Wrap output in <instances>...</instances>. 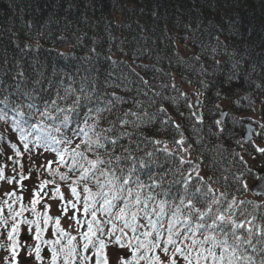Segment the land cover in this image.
<instances>
[{"label": "trees", "instance_id": "obj_1", "mask_svg": "<svg viewBox=\"0 0 264 264\" xmlns=\"http://www.w3.org/2000/svg\"><path fill=\"white\" fill-rule=\"evenodd\" d=\"M183 86L194 92L185 93ZM194 95L202 97L199 109L194 108ZM77 97L79 103L74 105ZM17 104L33 105L32 122L43 119L52 129L59 127L60 132L52 134L72 143L54 144L45 150L29 137L30 151H25L12 121L16 115L12 108ZM226 106L230 113L221 126L216 121ZM97 109H111L102 112L97 133L125 112L137 114L127 117L131 121L128 125L121 127L117 121L115 130L106 133L118 141L114 150L108 145L106 150L87 153L92 160L97 156L105 161L112 159L110 165L101 164L99 168L116 169L117 175L122 174L120 170L124 175L132 172L131 179L145 185L163 177L153 193L166 190L167 199L178 198L183 186L172 181L182 180L181 173L186 174L191 167L185 164L176 171L178 158L183 155L186 160V153L174 143L182 134L183 147L195 154L201 164L199 171L201 167L205 171V182L217 195L224 193L227 200L234 197L237 202L260 205L254 215L256 223L264 225L263 200L248 197V183L257 179L252 162L263 163L264 155L255 151L253 142L242 138L245 123L250 121L243 115L258 110L256 141L264 142V0H0V113H7L6 119L0 120V167L5 177L0 180V220H7L6 225L0 223V242L8 253L7 264L12 260L6 235L15 221L4 201L13 211H19L21 205L26 209L17 221H34L31 202L33 193L39 192L36 211L41 213V227L45 205H49L47 212L53 217L43 239H56L54 219L63 215L62 202L51 198L54 184L43 190L38 186L42 180H55L64 200L74 199L68 185L77 179L79 171L70 172L66 164H58L59 157L51 149L62 151L67 147L70 153L83 139L72 130L82 127L87 117H94ZM23 110L29 111L27 107ZM45 110L53 119L39 116ZM65 115L69 120L61 123ZM88 123L93 120L89 118ZM175 125H179V131ZM121 131L126 135H119ZM12 144L21 156L15 155ZM165 145L174 149L168 150L173 155L161 150ZM84 148L81 144L80 150ZM148 152L153 156H147ZM116 156L121 159L116 161ZM17 160L20 164L14 163ZM49 161L53 170L67 173L69 179L62 181L59 175H49ZM65 161L71 163L70 154H65ZM22 175L27 179L21 180ZM8 178L13 183L9 184ZM86 182L97 190L92 180ZM84 183L77 186L81 196ZM196 184L194 177L190 190ZM148 191L145 188L143 194ZM157 199L165 197L158 195ZM222 204L226 206L223 199ZM78 207H82V201ZM241 207L253 211L251 205ZM72 214L69 208L66 216ZM70 223V230L62 223L61 227L76 235L75 222ZM35 227L34 223L20 224L19 236L30 238L23 252L38 264H50L51 252L46 244H40L44 259L35 258ZM94 261L93 256L92 264Z\"/></svg>", "mask_w": 264, "mask_h": 264}, {"label": "snow or ice", "instance_id": "obj_2", "mask_svg": "<svg viewBox=\"0 0 264 264\" xmlns=\"http://www.w3.org/2000/svg\"><path fill=\"white\" fill-rule=\"evenodd\" d=\"M23 75V73H21ZM5 97L4 102H7ZM77 97L74 105L79 103ZM55 101L52 104L55 105ZM29 110L26 113L23 108ZM33 105L17 104L12 108L16 114L13 118L14 130L19 133V139L23 144L25 151L29 149V137L37 147H44L48 150L54 144H71L68 138L57 139L53 131L60 132V128L52 129L49 125L43 123V119L32 122L30 117ZM111 109H97L94 117H87L83 121V126H77L73 129V134L82 136L81 143L75 145L69 153V148L65 147L62 151L52 148L59 157L58 164L67 165L69 171L78 170L79 176L69 184L73 200H64V194L60 190V185L55 180H42L39 189L43 190L47 185L54 184L52 189V199L59 198L62 202V214L67 215L69 208L73 214L68 219L75 222L76 235L67 232L61 227V218L54 219L53 235L56 239H43V233L47 231L48 224L53 217L48 215L49 205H45L43 213V225L41 227V213L36 211V205L39 203V192L33 193L31 202V211L36 216V220L17 221L16 218L23 215V205L19 211H13L12 205L7 200L4 204L8 206L9 213L13 221L11 231L7 232L6 239L10 241L7 250L11 253L12 264H15L20 245L19 232L20 224H35V235L33 239L38 243L34 248L35 258L41 261L44 257L41 255L40 244L49 246L51 252L50 264H264V225L256 223L254 212L261 207L252 201H239L233 197L227 200L224 193L216 194V191L210 184L205 182L200 175L199 165H193L191 160H185L183 155L178 158L180 171L185 164L191 165L187 173H181L182 180H175L172 183L182 184L183 192L178 198L167 199L168 192L153 193L152 189L163 183V177L160 181H153L152 185H145L139 179H131L132 172L127 175H117V170L113 168H99L101 164H111L112 159L105 161L97 156L96 160L89 159L88 152L94 149H107L108 145L113 147L117 144V139L106 135L115 130V124L121 127L131 123L127 117L136 116V113L125 112L123 117H118L117 121H109V127L102 129L101 132L95 131L103 111ZM58 112H64V109H57ZM163 111V109H161ZM91 112V109L89 110ZM193 115H196L193 113ZM41 118L53 119L47 110L39 112ZM7 113H0V120H5ZM91 118L93 123L89 124ZM202 122V118H198ZM69 117L65 115L61 123H65ZM217 124L220 121H216ZM179 131V125H175ZM264 128V124L261 125ZM119 135H126L123 131ZM107 141V143H105ZM160 144V141H153ZM179 146L182 153H187L184 148V139L174 141ZM81 144L85 145L84 150H80ZM11 147L16 156H21V152L15 144ZM189 147H191L189 145ZM255 151L264 155V147L254 146ZM168 155H173L168 151L167 145L161 149ZM124 151H128L124 149ZM71 155V163L65 161V154ZM152 157L153 153H146ZM126 158H131L126 157ZM11 160L12 157H9ZM120 156L115 160L119 161ZM240 160L244 162L243 157ZM20 164V161H14ZM52 161L48 162L46 170L49 175H59L60 180L67 181V173H61L53 170ZM144 164L143 161L140 162ZM246 163V162H244ZM87 164V166H85ZM23 167V165H21ZM134 171V169H133ZM251 171V170H250ZM98 173V174H97ZM197 184L194 190L192 187L193 179ZM5 179L4 170L0 167V180ZM27 179L21 176V180ZM264 179V178H262ZM92 180L97 190L93 191L86 181ZM84 181L83 193L78 191V184ZM9 184L13 183L12 178H8ZM19 183V181H17ZM134 185V187L132 186ZM244 188L247 189L245 183ZM145 188L149 191L147 195L143 194ZM14 196L15 193H7ZM45 195H47L45 193ZM158 195H163L165 199H157ZM17 199H22L17 197ZM222 199L226 201L222 204ZM82 201V207L78 204ZM251 205L252 212L241 205ZM83 218H79L77 214ZM3 214V208L0 207V216ZM0 223L7 224V220H0ZM0 247H4L0 244ZM111 247V253L108 249ZM92 252L91 255L88 253ZM32 255V252H29ZM8 257H5L7 260Z\"/></svg>", "mask_w": 264, "mask_h": 264}, {"label": "rangeland", "instance_id": "obj_3", "mask_svg": "<svg viewBox=\"0 0 264 264\" xmlns=\"http://www.w3.org/2000/svg\"><path fill=\"white\" fill-rule=\"evenodd\" d=\"M183 90H184L186 93H188V92H194V89L191 88V87H188V86H183ZM194 97H195V98H192L193 103H195L197 99L200 100V97H199L198 95H194ZM197 107H199V103H198V106H197ZM226 108H227V106H226ZM226 108H225V109H226ZM257 112H258V111L256 110V111H255L254 113H252V114H245V115H243L244 118L250 119V123H252L253 125H255V126L258 127V129L256 130V132L254 133V136H256V134L259 132V125H258V122H260V120H259V116H258ZM253 143H254L255 146H257V147H264V142H263V143H258V142L254 139ZM167 148H168L169 151H173V148H171L170 146H167ZM184 148H185V147H184ZM186 149H188V148H186ZM186 160H191L192 162H196L198 165L201 166V164H200V162H198V159L196 158L195 154H194L192 151H190L189 149H188V152L186 153ZM252 166H253L254 168H261V163H260V162H254V161H253V162H252ZM199 172H200V175L203 176V177L205 178V171H204L203 167H201V169H200ZM248 184H250V183H248ZM249 196H250V194H249ZM65 217H66V218H65ZM61 222H62L63 226H65L66 228H69V227H70V224H71V223H70V219H68L67 216H63L62 219H61ZM24 248H25V246H22V247H21V251H23ZM4 256H5V257H8L6 253H4ZM4 256H3V260L1 261L2 263H0V264H7V263H8L9 258H8L7 260H5V257H4Z\"/></svg>", "mask_w": 264, "mask_h": 264}, {"label": "water", "instance_id": "obj_4", "mask_svg": "<svg viewBox=\"0 0 264 264\" xmlns=\"http://www.w3.org/2000/svg\"><path fill=\"white\" fill-rule=\"evenodd\" d=\"M197 105V104H196ZM228 112L225 111L222 113L221 118H220V122L223 124L225 122V118L227 117ZM256 127L252 126L251 124H247L246 125V131L243 134V138L245 141H251L253 139V132L255 131ZM257 173V181L255 182V184L252 186L251 188V192L252 195L255 197H261L264 199V164H262V168L261 169H257L256 170ZM20 241H26L28 240L27 236H21ZM2 251V247H0V254ZM19 262L20 264H27L30 263V260L28 258L25 257H19Z\"/></svg>", "mask_w": 264, "mask_h": 264}, {"label": "bare ground", "instance_id": "obj_5", "mask_svg": "<svg viewBox=\"0 0 264 264\" xmlns=\"http://www.w3.org/2000/svg\"><path fill=\"white\" fill-rule=\"evenodd\" d=\"M179 82V81H178ZM185 92V91H184ZM186 93V92H185ZM200 97V100L199 99H197L196 100V103H199V104H201V102H202V97L201 96H199ZM192 98H195L194 96L192 97ZM196 105V104H195ZM197 116L198 117H200V112L199 111H197ZM168 146V145H167ZM172 148V147H171ZM174 150V149H173Z\"/></svg>", "mask_w": 264, "mask_h": 264}]
</instances>
